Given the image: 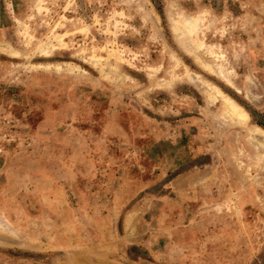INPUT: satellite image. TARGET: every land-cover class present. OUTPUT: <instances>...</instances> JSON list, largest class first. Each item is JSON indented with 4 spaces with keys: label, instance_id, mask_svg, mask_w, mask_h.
<instances>
[{
    "label": "rangeland",
    "instance_id": "1",
    "mask_svg": "<svg viewBox=\"0 0 264 264\" xmlns=\"http://www.w3.org/2000/svg\"><path fill=\"white\" fill-rule=\"evenodd\" d=\"M186 70L264 131V0H0V264H264V149Z\"/></svg>",
    "mask_w": 264,
    "mask_h": 264
},
{
    "label": "bare ground",
    "instance_id": "2",
    "mask_svg": "<svg viewBox=\"0 0 264 264\" xmlns=\"http://www.w3.org/2000/svg\"><path fill=\"white\" fill-rule=\"evenodd\" d=\"M185 22L186 23H185V27L183 28V31H185L186 34H188V35H193L194 34L195 35L196 33H198L197 30H198V26L199 25H197L198 21H196V19H194L193 21H185ZM184 36H186V35H183V37ZM180 38L181 37L178 34L177 35V39H178V41L181 44L182 41L180 40ZM182 46H184L185 50L188 53H193L195 51V50L189 49L184 44L181 45V47ZM202 47H203L202 44L196 45V48L197 49H200ZM45 52L46 53H49V51H45ZM175 61H176L177 64L180 63V61H178L177 59H175ZM97 63H99V62H97ZM203 67L206 70L213 71V68L209 64L208 65H203ZM114 72H116L115 69H109V71L107 73H114ZM190 75H191V73L188 70H186V76L188 77L189 80L191 79L190 82H192V81L193 82L194 81L196 82V79H197V80H199L201 86H203L204 88L207 87V88H205L206 89L205 90L206 91L205 94H207L208 99L211 100L210 103H213L216 100L217 101L219 100L221 102V104H222V111H221V114H220V117H221L220 119L223 122H225L226 125L229 124L231 126H238L239 128L241 127L243 129H245L249 133V141H250L251 145L254 146V147H256L260 151L262 149H264V131L261 128H259V127H256V126L251 127L249 125L250 116L247 113V111L241 105H239L235 100H233L230 96L226 95L216 85L202 81L200 79V77H198V75H196L195 77L193 76V78L191 77L192 75L191 76ZM171 79H172V81H174L177 78H176V76H173ZM224 79L228 83L232 84L231 81H230V79H228L227 77H224ZM169 84H170V82H164V81L161 82V85L168 86ZM251 98H253V97L251 96ZM251 101H253V100L251 99Z\"/></svg>",
    "mask_w": 264,
    "mask_h": 264
}]
</instances>
